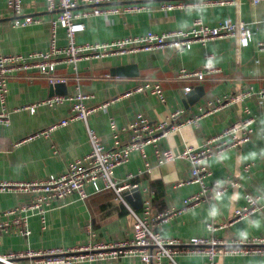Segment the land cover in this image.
Masks as SVG:
<instances>
[{
    "label": "crops",
    "instance_id": "0c3cea01",
    "mask_svg": "<svg viewBox=\"0 0 264 264\" xmlns=\"http://www.w3.org/2000/svg\"><path fill=\"white\" fill-rule=\"evenodd\" d=\"M165 1V0H164ZM190 6L163 9V0H145V7L138 11H122L118 14L91 15L84 18L86 28L77 34L78 42L114 40L128 35L143 34L150 30L163 32L171 29H187L197 17L206 24L217 25L226 18L241 19L253 27L251 41L239 45L232 36L219 37L206 43H194L190 48L178 50L173 47L140 50L122 55H108L101 58L82 60L76 66L61 64L55 74L66 78L62 90L73 94L78 89L94 96L88 105L95 106L123 92L146 79L158 81L165 98L159 99L151 93H135L102 107L89 116V124L101 139L111 146L114 141L110 126L114 118L118 126L128 127L137 112L151 120L164 117L171 110L181 108L184 114H194L208 108L217 98L237 94L246 88H264V1L254 4L251 0H234L227 3H202V0H187ZM24 11L40 18V22L15 27L11 22L13 13L7 0H0V55L9 53L29 54L46 50L51 38V19L57 14L47 7V0H23ZM126 1L119 2L123 8ZM88 5H80L83 11ZM64 28L58 29V44H66ZM209 54L218 69L205 80L180 79L181 69L201 67ZM135 62L139 76H120L111 73L113 66ZM196 88L204 85L205 94L189 104L183 87ZM60 89V90H61ZM55 93L49 79L36 70L20 72L10 79L5 103L0 100V112L8 117L0 120V181H21L48 176L66 170L68 163L87 154L91 148L86 124L74 120L60 126L49 135H37L22 140L34 132L48 127L70 113L69 103H39ZM37 103V104H36ZM39 103V104H38ZM36 104L34 108L26 105ZM250 109V113L245 111ZM248 116L254 118L250 139L225 151L221 156L211 157L207 164L212 174L208 178L228 182L229 176H236L239 185L228 186V190L216 196L209 203L204 202L189 212L171 218L161 226V233L187 241L193 236L217 237L231 247L236 241L250 237H264V103L250 95L202 117L198 124H188L179 132L170 134L164 141L175 153L185 145H197L205 136L221 131L232 122ZM132 131H121L122 142L129 140ZM154 146L148 144L144 152L134 150L129 160L115 170L118 178L131 174L134 182L140 184L141 204L135 207L136 196L126 199L140 209L150 192L153 211L158 212L182 204L185 197L199 191L198 183L176 182L190 175L191 165L187 159L178 158L165 164L156 163ZM149 162L152 169L146 170ZM91 189V188H90ZM260 197L263 206L253 214L234 220L236 208L246 204L245 195ZM30 194L14 190H0V214L29 200ZM126 196V195H125ZM218 209V215H209L211 208ZM125 205L115 200V193L105 190L93 193L87 200L77 194L68 196L63 202L48 210L43 226L39 216L30 218L32 233L29 236L4 233L0 237V253L11 250L69 248L86 244L92 240L116 241L128 237ZM1 218V215H0ZM250 221H257L253 226ZM205 256L179 257L181 264H205ZM241 260H254L264 264V254L227 255L220 258L221 264H238ZM30 264V258H20ZM80 264H142L137 257H123L115 260L83 262ZM163 264H168L164 259Z\"/></svg>",
    "mask_w": 264,
    "mask_h": 264
},
{
    "label": "built area",
    "instance_id": "2783aa9c",
    "mask_svg": "<svg viewBox=\"0 0 264 264\" xmlns=\"http://www.w3.org/2000/svg\"><path fill=\"white\" fill-rule=\"evenodd\" d=\"M129 2L121 8L119 2ZM145 0H47V7L57 14L51 19V38L48 49L36 50L29 54L9 53L0 55V100L5 103L8 83L20 72L38 71L47 77L53 85L66 81L57 76L55 71L61 64L77 65L86 59L101 58L108 55H122L140 50L163 49L173 47L178 50L190 48L194 43H206L219 37L232 36L239 45L248 44L253 35V27L249 22L241 19L226 18L217 25L206 24L197 17L187 29H171L163 32L148 31L143 34L128 35L114 40L78 42L77 34L86 28L84 18L91 15L118 14L122 11H138L145 7ZM234 0H202L199 3H227ZM264 0H251L254 4ZM8 8L13 13L12 26L21 27L40 22V18L24 11L23 0H7ZM80 5H88L83 11H78ZM190 6L187 0H163L161 8L174 9ZM64 28L66 44H58V29ZM264 48V41L259 43ZM218 69L213 64V55L207 56V61L196 69H181L180 79L203 81L209 74ZM194 89L191 85L183 87L187 95ZM148 92L164 100L165 95L158 81L146 79L141 83L126 89L123 94L109 98L95 106L88 105L89 98L94 95L78 89L73 94L56 93L39 102L47 104L69 103L70 113L66 117L42 128L22 140L37 135H49L60 126L71 121L81 120L86 124L90 150L87 154L71 160L65 171L52 173L48 176L21 181H0V190H14L30 194L29 200H23L17 205L3 211L0 215V237L9 231L29 236L32 233L30 218L39 216L43 226L46 224L48 210L63 202L68 196L77 194L82 200H87L93 193L111 190L115 193V200L127 207L128 237L123 240L104 241L92 240L86 244L73 247L47 248L27 250H11L0 253V264H24L21 258H30V264H80L115 260L123 257H137L142 264H181L179 257L205 256V264H221L220 258L227 255L264 254V237H250L247 240L236 241L231 247L225 240L217 237L193 236L187 241L176 237H167L161 233V226L178 215L189 212L194 207L211 201L216 196L228 190V186L237 187L239 181L236 176H229L225 183L219 179L208 178L212 171L208 160L213 156H221L225 151L247 142L253 132L252 116L227 125L221 131L205 136L197 145L187 144L180 153L165 145V139L172 133L179 132L188 124H198L199 120L221 108L228 107L243 98L254 95L264 103V88L253 90L251 87L237 94H230L211 101L208 108L194 114H184L181 108L169 111L164 117L151 120L143 113L137 112L128 127L118 126L111 118L110 126L114 141L111 146L104 142L98 132L90 126L89 116L96 110L123 97L135 93ZM38 103V104H39ZM37 104V103H36ZM36 104L26 105L34 108ZM250 113L249 108H245ZM8 117L7 112H0V120ZM129 128L132 131L126 142L121 141V131ZM152 144L158 165L173 162L178 158L187 159L191 170L189 177L176 182V186L184 183H198L199 191L184 198L179 206L153 211V201L150 192L142 202L140 209L134 208L126 199L125 192L140 189V184L134 182L131 174L125 178L115 175L116 168L127 162L131 153L139 149L144 152L145 146ZM149 162L146 170L151 171ZM91 188V189H90ZM246 204L236 208L234 220L244 218L258 211L263 204L259 196L249 193L245 195Z\"/></svg>",
    "mask_w": 264,
    "mask_h": 264
},
{
    "label": "water",
    "instance_id": "95a60500",
    "mask_svg": "<svg viewBox=\"0 0 264 264\" xmlns=\"http://www.w3.org/2000/svg\"><path fill=\"white\" fill-rule=\"evenodd\" d=\"M111 73L120 75V76H139L140 71L138 64L135 62L132 63H125V64H119L116 66H113L111 68ZM63 82H58L53 85L55 88V93L60 94H66L64 90H62ZM61 89V90H60ZM205 94L204 85H199L196 88H194L191 92H189L186 97L189 104H192L200 99ZM126 197L131 200V196H136L137 202L134 203L135 207H139L141 204V194L139 190L134 189L133 191H126L125 192ZM238 264H263L262 262H256L254 260H241L238 262Z\"/></svg>",
    "mask_w": 264,
    "mask_h": 264
},
{
    "label": "clouds",
    "instance_id": "9594fccd",
    "mask_svg": "<svg viewBox=\"0 0 264 264\" xmlns=\"http://www.w3.org/2000/svg\"><path fill=\"white\" fill-rule=\"evenodd\" d=\"M209 215L212 216V217H215L218 215V209L213 207L210 209L209 211ZM250 223L253 225V226H258V222L257 221H250Z\"/></svg>",
    "mask_w": 264,
    "mask_h": 264
}]
</instances>
